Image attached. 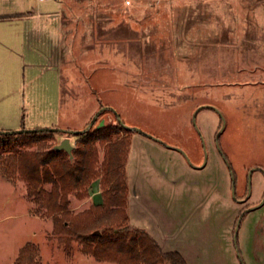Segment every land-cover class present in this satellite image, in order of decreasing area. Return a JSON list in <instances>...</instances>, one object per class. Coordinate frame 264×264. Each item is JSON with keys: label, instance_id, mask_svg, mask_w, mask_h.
Instances as JSON below:
<instances>
[{"label": "rangeland", "instance_id": "rangeland-1", "mask_svg": "<svg viewBox=\"0 0 264 264\" xmlns=\"http://www.w3.org/2000/svg\"><path fill=\"white\" fill-rule=\"evenodd\" d=\"M16 12L0 23V132H81L98 113L91 129H137L122 132L130 225L188 264H264L260 228L246 249L237 218L264 199V0H0ZM99 184L72 213L101 203ZM32 207L0 173V264L26 245L39 264H115Z\"/></svg>", "mask_w": 264, "mask_h": 264}, {"label": "trees", "instance_id": "trees-1", "mask_svg": "<svg viewBox=\"0 0 264 264\" xmlns=\"http://www.w3.org/2000/svg\"><path fill=\"white\" fill-rule=\"evenodd\" d=\"M127 131L117 121L71 135L75 142L70 154L55 150L58 136L63 135L58 129L0 133V148L6 153L0 158V173L6 181L25 185L35 215L50 219L55 235L74 238L99 262L186 264L179 253L163 251L149 233L129 223L130 143L122 135ZM95 181L100 183L101 203L72 213L70 199H86ZM16 264H39L37 249L26 245Z\"/></svg>", "mask_w": 264, "mask_h": 264}, {"label": "crops", "instance_id": "crops-1", "mask_svg": "<svg viewBox=\"0 0 264 264\" xmlns=\"http://www.w3.org/2000/svg\"><path fill=\"white\" fill-rule=\"evenodd\" d=\"M24 15L22 13H13V14H5V13H0V23H12V22H16V23H24L25 22V19L23 17ZM8 17H13V18H8ZM51 20H53L54 18H50ZM56 41H57V44L61 45V35H56V37L54 38ZM34 127H31L30 130H35V129H32ZM51 128H54V125H52ZM29 130V129H28ZM261 203V202H260ZM259 201H256V202H250V206L252 207L250 210H248L245 215L243 216V233L244 234V239H245V243H246V249H247V246H248V242H249V238L251 237V229L253 228V226L255 225V230L257 231V228H260L259 229V233L262 237H264V212L260 211L261 208L264 207V203H261L260 204ZM255 235V234H254ZM253 235V236H254ZM259 235V234H258ZM259 238H257V236L255 235L252 240H251V246H252V250L254 251H260L258 248H260V242H259ZM162 248L161 245H159ZM264 247V246H263ZM165 252H177L176 250H163ZM183 257V256H182ZM185 260V259H184ZM186 264L187 261L185 260Z\"/></svg>", "mask_w": 264, "mask_h": 264}, {"label": "water", "instance_id": "water-1", "mask_svg": "<svg viewBox=\"0 0 264 264\" xmlns=\"http://www.w3.org/2000/svg\"><path fill=\"white\" fill-rule=\"evenodd\" d=\"M205 108H211V107H209V106H201V107L198 108L197 111L195 112L194 117H195L196 113H197L199 110H201V109H205ZM98 115H99V113L96 114V115L94 116V118L91 120V122H90V123L87 125V127L85 128V130H83V131H81V132H72V133H71L70 131H61V133L65 134V135H68V136H71V135H77V134H81V133L88 132V130L94 125V122H95V120L97 119ZM124 128L127 129V130H131V131H133V132H136V133L142 135L137 129L126 128V127H124ZM21 132L32 133V132H34V130H33V131L6 132V133L0 132V133H3V134H7V133H8V134H13V133H21ZM72 149H73V147H72V145L70 144V140H69L68 137H67V138H64V139H63L58 145L55 146V150H62V151L67 152L68 154L71 153ZM261 203H264V199H263V201H262ZM239 223H240V219H238L237 227L239 226ZM236 233H237V230H235V234H236ZM96 234H97V232H96ZM234 239H236V237H234Z\"/></svg>", "mask_w": 264, "mask_h": 264}, {"label": "flooded vegetation", "instance_id": "flooded-vegetation-1", "mask_svg": "<svg viewBox=\"0 0 264 264\" xmlns=\"http://www.w3.org/2000/svg\"><path fill=\"white\" fill-rule=\"evenodd\" d=\"M227 168H228V170H229V167L228 166H226ZM229 172H230V170H229ZM248 200H244V201H241V202H239V203H245V202H247ZM259 202H261V201H259ZM249 207H251L250 205L249 206H245V208L243 209V211L241 212V214H240V216H242V215H244V213H246L245 212V210L246 209H248Z\"/></svg>", "mask_w": 264, "mask_h": 264}, {"label": "built area", "instance_id": "built-area-1", "mask_svg": "<svg viewBox=\"0 0 264 264\" xmlns=\"http://www.w3.org/2000/svg\"><path fill=\"white\" fill-rule=\"evenodd\" d=\"M126 4H129V2L127 1Z\"/></svg>", "mask_w": 264, "mask_h": 264}]
</instances>
